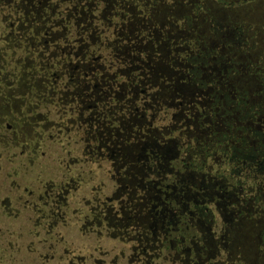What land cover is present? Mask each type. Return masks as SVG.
Instances as JSON below:
<instances>
[{"label":"flooded vegetation","instance_id":"af4514ba","mask_svg":"<svg viewBox=\"0 0 264 264\" xmlns=\"http://www.w3.org/2000/svg\"><path fill=\"white\" fill-rule=\"evenodd\" d=\"M176 6L0 0V264H249L264 70L241 27L193 56Z\"/></svg>","mask_w":264,"mask_h":264},{"label":"rangeland","instance_id":"374dc122","mask_svg":"<svg viewBox=\"0 0 264 264\" xmlns=\"http://www.w3.org/2000/svg\"><path fill=\"white\" fill-rule=\"evenodd\" d=\"M234 1V6H231L219 0H178L179 6L170 10L164 8L157 12L154 15L153 23L158 27H166L170 23L191 25V40L194 43V47L197 46L195 55H193L195 57L198 56L197 51H202L209 47L212 48L216 44L218 37L215 29L219 27L217 25L229 26V28L241 27L247 35L246 39H251L250 42L252 44H250L253 46V51H249L248 55H244L241 58L245 64L244 68H249L251 65L253 68L259 66L264 70V0ZM237 46H240V40L238 39L233 44V47L236 48ZM161 49L165 52L167 49L166 45L162 44ZM228 50L226 48L221 49L224 56L232 55V52L230 53ZM202 53L205 52L202 51ZM234 57L237 58L238 55ZM256 73L264 75L260 70ZM259 80L261 81V76L258 77ZM250 83L254 82L251 81ZM178 85L181 90L189 88V86L181 82ZM256 99L258 98L256 97ZM260 111L264 112V103L261 104ZM207 139L209 140V138ZM262 190L259 188L258 192H255L256 198L251 206L253 207V215L243 220L240 230L236 228L232 231V247L239 252V258L244 263L264 264V191ZM246 201L247 198L242 203ZM257 204L258 206L255 207ZM247 207L251 210L249 205Z\"/></svg>","mask_w":264,"mask_h":264}]
</instances>
